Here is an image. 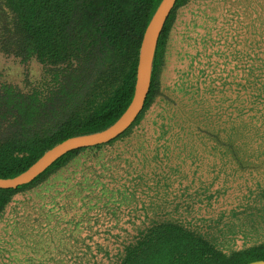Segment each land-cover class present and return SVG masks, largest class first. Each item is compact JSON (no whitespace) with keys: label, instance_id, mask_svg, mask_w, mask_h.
Here are the masks:
<instances>
[{"label":"rangeland","instance_id":"374dc122","mask_svg":"<svg viewBox=\"0 0 264 264\" xmlns=\"http://www.w3.org/2000/svg\"><path fill=\"white\" fill-rule=\"evenodd\" d=\"M0 68L10 77L24 70L1 52ZM263 74L264 0H189L171 29L161 94L140 124L16 194L0 217V264H117L126 245L164 220L224 250L264 240V158L240 170L208 136L250 118L245 135L264 146V104L243 101ZM236 129L241 138L245 128Z\"/></svg>","mask_w":264,"mask_h":264},{"label":"trees","instance_id":"16d2710c","mask_svg":"<svg viewBox=\"0 0 264 264\" xmlns=\"http://www.w3.org/2000/svg\"><path fill=\"white\" fill-rule=\"evenodd\" d=\"M160 1L0 0V52L24 67L17 77L0 68V177L18 175L55 144L104 129L122 114L133 95L142 34ZM188 1L177 0L163 26L149 92L135 122L106 144L66 153L28 184L0 188V217L16 194L42 186L79 153L113 145L132 134L161 94L171 29L178 9ZM31 62L39 65L35 73L27 69ZM245 81L244 87L250 83ZM258 81L257 91L246 92L245 103L253 99L264 104V79ZM248 119V124L241 120L244 126L231 122L222 134L208 132L224 144L233 162L239 160L240 170L256 168L251 156L264 158V146L245 135L253 124ZM236 126L245 128L241 138L236 137ZM246 143L256 144L249 148ZM263 259L264 240L224 250L198 231L164 220L150 224L126 245L117 264H245Z\"/></svg>","mask_w":264,"mask_h":264},{"label":"water","instance_id":"95a60500","mask_svg":"<svg viewBox=\"0 0 264 264\" xmlns=\"http://www.w3.org/2000/svg\"><path fill=\"white\" fill-rule=\"evenodd\" d=\"M176 1L161 0L144 29L138 49L133 95L122 114L104 129L74 135L55 144L18 175L7 178L0 177L1 189H14L28 184L66 153L77 149L106 144L122 135L135 122L144 107L149 92L153 61L159 36ZM245 264H264V259L250 261Z\"/></svg>","mask_w":264,"mask_h":264}]
</instances>
